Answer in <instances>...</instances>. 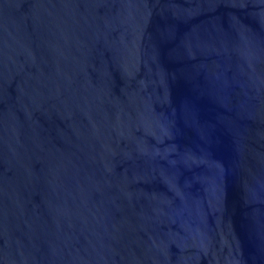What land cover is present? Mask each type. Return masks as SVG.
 Returning a JSON list of instances; mask_svg holds the SVG:
<instances>
[{"label": "water", "instance_id": "obj_1", "mask_svg": "<svg viewBox=\"0 0 264 264\" xmlns=\"http://www.w3.org/2000/svg\"><path fill=\"white\" fill-rule=\"evenodd\" d=\"M0 264H264V0H0Z\"/></svg>", "mask_w": 264, "mask_h": 264}]
</instances>
